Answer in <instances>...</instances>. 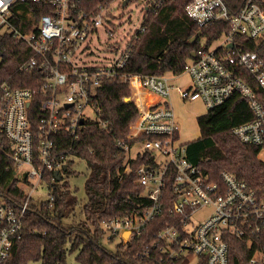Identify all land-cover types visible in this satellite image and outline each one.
<instances>
[{
  "label": "built area",
  "instance_id": "1",
  "mask_svg": "<svg viewBox=\"0 0 264 264\" xmlns=\"http://www.w3.org/2000/svg\"><path fill=\"white\" fill-rule=\"evenodd\" d=\"M28 1L43 4L48 11L36 19L32 10L23 16L24 9L17 5ZM92 1L0 0V46L5 36H11L29 50L17 67L25 85L5 81L0 86V152L16 165L22 186L28 188L21 206L0 200V264H5L22 238L34 193L45 187L50 206L54 204L46 176L51 173L53 184L58 181L56 170L63 177L64 166L68 168L70 158L78 156L75 144L90 118L86 110L98 113L94 102L98 88L104 79L119 75L132 88L129 98L139 110L127 137L117 140L126 152L122 175L132 161L141 160L136 174L148 206L142 213L103 220L105 238L127 246L168 210L169 218L160 223L151 244L161 254L160 264L164 258L184 262L193 256L197 264H229L230 236L246 241L250 264H264V192L227 170L214 180L188 157L169 100L170 76L178 75L122 72L132 41L145 31L142 24L128 36L119 59L96 57L92 47L99 29L113 32L110 5L115 0H99L96 7ZM156 3L161 0H152L148 7ZM185 12L200 27L226 22L229 32L211 47L195 51L183 72L190 74L189 84L177 86L181 97L201 99L207 110L237 94L245 98L252 118L234 126L232 133L243 144L259 146L261 152L264 53L239 46L236 40L264 39V0H244L236 13H231L225 0H191ZM147 93L160 100L150 102ZM203 209L209 212L195 220Z\"/></svg>",
  "mask_w": 264,
  "mask_h": 264
},
{
  "label": "trees",
  "instance_id": "2",
  "mask_svg": "<svg viewBox=\"0 0 264 264\" xmlns=\"http://www.w3.org/2000/svg\"><path fill=\"white\" fill-rule=\"evenodd\" d=\"M191 0H161L149 6L142 26L145 31L131 43V54L122 72L154 75H179L194 59L192 53L199 47H211L229 32L226 22H215L209 27L198 26L185 12ZM231 13H236L244 0H225ZM99 0H93L96 7ZM17 8L32 10L35 19L48 11L43 4L32 1L18 3ZM23 29H25L23 27ZM199 31L202 34L192 42ZM237 45L264 53V39L246 40L238 37ZM0 48L6 56L0 64V86L8 81L25 85L24 75L17 71L29 50L22 41L5 36ZM7 55H9L7 57ZM15 60L10 62V58ZM9 60V63L6 61ZM132 96V88L122 75L104 79L94 97L98 108V120L87 121L80 129V139L75 144L78 157L89 168L86 180V201L80 200L70 190L68 182L49 180L54 204L50 201L31 202L24 219L22 238L16 241L12 255L5 264H62L68 251H77L80 264H160L161 254L153 249L165 216L148 225L147 230L127 246L115 243L114 249L104 246L107 240L102 222L115 216L134 212L142 213L148 206L145 189L137 180L136 169L140 159L131 162V168L122 175L126 152L117 140L126 138L130 126L138 115V108L126 97ZM252 112L247 100L234 95L222 105L207 111L198 118L201 136L186 142L188 157L197 163L212 179L227 170L246 181L258 191L264 192V160L259 157L260 147L241 143L232 128L250 120ZM69 171V167L65 169ZM23 178L16 173V165L0 152V200L6 199L21 206L28 195ZM82 214L81 219L77 216ZM251 250L246 241L230 236L229 264H250ZM164 264H180L167 260Z\"/></svg>",
  "mask_w": 264,
  "mask_h": 264
},
{
  "label": "rangeland",
  "instance_id": "3",
  "mask_svg": "<svg viewBox=\"0 0 264 264\" xmlns=\"http://www.w3.org/2000/svg\"><path fill=\"white\" fill-rule=\"evenodd\" d=\"M124 0H115L110 5V12L113 15V23L110 25V29L113 31L110 34V31L106 28L101 27L99 29V39L95 38L94 46L92 47L96 57H104L109 55L112 59H119L121 56L122 50L126 46L128 36L131 33L140 27L143 20V15L147 10L148 5L152 0H131L126 6H123ZM9 55H7L8 57ZM6 58L3 54L0 56V64ZM14 57L10 58L12 62ZM9 63V60L6 61ZM171 81V94L169 100L173 103L175 114L179 117L180 123V140L181 142L193 141L201 136V129L198 122V117L206 114L207 109L203 104L201 99L195 101H185L177 88V86L185 87L190 82V74L185 72L176 77H170ZM130 99L129 97H126ZM129 101V100H126ZM89 115L88 121H97L98 116L91 109L86 110V115ZM259 157L264 160V150L259 153ZM69 162V171H63V177L60 181L61 184L65 182L69 183L70 190L75 194L80 200L86 201V180L89 174V168L86 161L83 158L78 156H73L70 158ZM48 189L45 187L40 188L33 195L34 202L46 201L48 199ZM209 212L208 209H203L198 212L195 216V220L203 219L206 214ZM83 216L79 214L77 219H81ZM118 242V239L114 242H104V246L110 249H114L115 243ZM77 251H68L66 262L62 264H80L77 260ZM198 258L190 257L180 264H197ZM28 264H40V262H30Z\"/></svg>",
  "mask_w": 264,
  "mask_h": 264
},
{
  "label": "water",
  "instance_id": "4",
  "mask_svg": "<svg viewBox=\"0 0 264 264\" xmlns=\"http://www.w3.org/2000/svg\"><path fill=\"white\" fill-rule=\"evenodd\" d=\"M130 1H131V0H124L123 3H122L123 6H126ZM201 34H202V31L197 32V33L195 34V36H193V37L191 38V41H192V42L196 41V40L199 38V36H200ZM231 45H233V44H231ZM1 55H3V52L0 50V56H1ZM192 55L195 56V51L192 53ZM126 100L131 101V99H128V98H126ZM81 123L84 124V120H82ZM64 169H67V165L64 166ZM55 175H56V179H57L58 181L61 180V178H62V174L59 172V170H56V171H55ZM125 237H128V233H127V232L125 233Z\"/></svg>",
  "mask_w": 264,
  "mask_h": 264
},
{
  "label": "crops",
  "instance_id": "5",
  "mask_svg": "<svg viewBox=\"0 0 264 264\" xmlns=\"http://www.w3.org/2000/svg\"><path fill=\"white\" fill-rule=\"evenodd\" d=\"M170 77H176V76H170ZM146 98H147V100H149L150 102H158L159 100H160V98L158 97V96H156V95H154V94H146ZM171 104L173 105V103L171 102ZM204 104V103H203ZM174 107V106H173ZM200 117V116H199ZM198 117V118H199ZM177 118H178V121H179V117H178V115H177ZM179 126H180V123H179Z\"/></svg>",
  "mask_w": 264,
  "mask_h": 264
}]
</instances>
